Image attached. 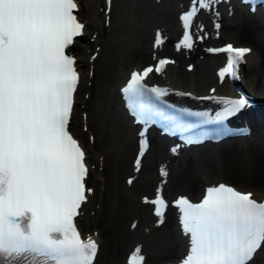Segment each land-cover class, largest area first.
I'll return each instance as SVG.
<instances>
[{
    "label": "snow or ice",
    "instance_id": "1",
    "mask_svg": "<svg viewBox=\"0 0 264 264\" xmlns=\"http://www.w3.org/2000/svg\"><path fill=\"white\" fill-rule=\"evenodd\" d=\"M218 3L191 0L181 14L184 35L178 48L193 46L194 18ZM76 11V0H0V264H94L99 250L97 240L82 237L75 223L86 191H93L85 186V151L69 130L80 74L75 58L65 50L85 28ZM162 42L158 32L156 44ZM210 51L229 53L218 73L223 81L235 75L251 49L229 44ZM169 63L174 61L161 59L155 68L133 71L122 89L145 124L162 113L138 101L147 92L160 97L166 90L149 89L144 81ZM225 103L216 121L235 115L248 101L241 97ZM146 147L145 139L141 155ZM136 165L139 168V159ZM161 173L167 175L164 169ZM145 202L156 206L158 222L163 223L167 202L160 190ZM175 205L189 236L180 264H250L264 245V202L251 192L220 183L209 187L199 203L181 196ZM144 259L137 247L129 264H143Z\"/></svg>",
    "mask_w": 264,
    "mask_h": 264
},
{
    "label": "bare ground",
    "instance_id": "2",
    "mask_svg": "<svg viewBox=\"0 0 264 264\" xmlns=\"http://www.w3.org/2000/svg\"><path fill=\"white\" fill-rule=\"evenodd\" d=\"M190 3L191 0H111L107 4L105 0H78V15L85 28L70 46L80 74L71 130L86 149L89 171L85 186L93 191H86L87 199L75 221L83 235L93 236L99 244L94 264H129L137 247L145 258L143 264L178 260L189 239L178 224L173 199L191 195L188 186L192 177L197 179L194 194L197 196L204 186L223 181L225 173L222 154L227 146L218 148L214 143L181 149L160 137L132 136L135 128L121 110L117 91L130 70L157 53L168 51L174 63L149 74L147 81L158 83L160 89L174 95L216 105L236 92L226 77L221 81L218 75L221 54L207 50L209 38L225 33L251 49L239 64L236 82L254 98H264L261 13L248 23L251 29L245 30L233 28L229 23L236 22L242 7L227 2L225 6L216 4L212 10H201L194 18L193 46L178 48L184 35L181 14L189 9ZM158 32L163 38L159 45ZM195 42L198 44L194 45ZM194 50L201 52L193 54ZM256 111L240 116L250 123L252 132L249 139L238 138L244 141L239 145L249 144L254 151L264 150V121ZM145 139L147 147L141 155ZM174 147L176 152L172 151ZM161 169L166 170V176ZM187 173L193 176L184 179ZM236 185L251 192L258 201L264 196V180L255 184L241 181ZM158 189L167 202L163 223L158 222L156 206L145 202V198L154 200ZM250 264H264V245Z\"/></svg>",
    "mask_w": 264,
    "mask_h": 264
},
{
    "label": "rangeland",
    "instance_id": "3",
    "mask_svg": "<svg viewBox=\"0 0 264 264\" xmlns=\"http://www.w3.org/2000/svg\"><path fill=\"white\" fill-rule=\"evenodd\" d=\"M239 15L240 16H237V18H236V22H232V20H230L231 22H229L233 28H243L244 27L243 29H245V30L251 29V27L248 25V23L250 21L256 19V18H259L257 16L258 14L250 15V17H248V18H250L249 20L245 18L244 14L241 13ZM242 19L246 22L243 23ZM242 23H243V25H241ZM237 24H239V25H237ZM251 31H252V33H255L254 30H251ZM228 33H230V32H228ZM228 38H229L228 35H226L225 33H221V34H219V36L214 37V39L209 38L208 41H211V42H208V43H213V42L221 41L222 39H228ZM196 44H198V43L195 42L194 45H196ZM199 46H201V44ZM201 48L203 51L204 50L203 46ZM196 49L198 50V47H196ZM197 50L196 51L194 50L195 52L193 54H196L197 52L198 53L201 52V50L200 51H197ZM163 52H166L169 54L168 51H163ZM224 144H226V145H224ZM218 145H219V146H217L218 148H220L221 145L227 146V151L224 150V152L222 154V161H223V165H224L223 170L225 172L222 174L223 175L222 180L233 182L235 184L237 182H241V181L245 182L246 184H255L256 182H260V181L264 180V150H262L260 148L261 149V151H260V149L255 148V149H257V151H254L253 150L254 148L251 147V145H249V144L247 145V147H245V145H244V147H243V145L242 146L241 145L237 146L235 144L231 145L227 142L222 143V144L218 143ZM229 146H230V148H229ZM200 158H201V156H200ZM223 158H225V159H223ZM208 162L211 163V161H208ZM187 174L189 177L184 176V179L185 178L190 179L193 176L190 173H187ZM190 180H191V185L188 186V188L190 190V194L194 195L196 193V184L197 183L195 181H197V179H196V177H192ZM179 181L180 180L177 178V180H176L177 185L180 184ZM174 186H175V183H174Z\"/></svg>",
    "mask_w": 264,
    "mask_h": 264
}]
</instances>
